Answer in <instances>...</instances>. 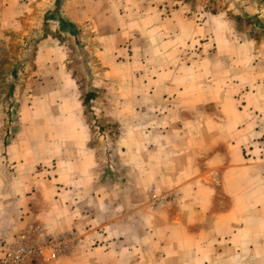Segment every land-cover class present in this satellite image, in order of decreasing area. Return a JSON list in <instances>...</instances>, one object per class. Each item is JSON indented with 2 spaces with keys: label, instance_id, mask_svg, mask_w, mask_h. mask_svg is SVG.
<instances>
[{
  "label": "rangeland",
  "instance_id": "obj_1",
  "mask_svg": "<svg viewBox=\"0 0 264 264\" xmlns=\"http://www.w3.org/2000/svg\"><path fill=\"white\" fill-rule=\"evenodd\" d=\"M237 112L264 171V0H0V224H47L58 169L85 167L60 164L75 150L104 192L100 208L80 198L86 220L158 224L173 204L152 210L150 192L175 190L141 187L142 159L187 126L202 145ZM81 246L58 264H110Z\"/></svg>",
  "mask_w": 264,
  "mask_h": 264
},
{
  "label": "crops",
  "instance_id": "obj_2",
  "mask_svg": "<svg viewBox=\"0 0 264 264\" xmlns=\"http://www.w3.org/2000/svg\"><path fill=\"white\" fill-rule=\"evenodd\" d=\"M243 123L244 116L235 113L225 125L220 124L223 132L219 136H212L210 130L202 145L197 144L195 132L189 126L181 140L173 135L155 142L157 151L147 153L140 162L139 183L144 188L175 190L179 194L173 211L158 219V224H147L143 216L132 224L129 215L122 224H98L94 207L86 220L87 215L78 204L80 198L90 188L87 196L93 198L96 207H103L104 192L100 189L96 159L88 154L74 157L75 150L72 157L60 164L67 169L77 164L85 167L77 175L64 173L62 167L58 169L54 192L61 197L60 206L49 210L44 226L52 232L77 230L79 234H88L77 254L102 263L228 264L230 252V259L236 264H260L264 261V249H257L264 245V171L260 167L263 162L259 158H245V147L249 146L240 136ZM69 139L70 147L80 149L77 139ZM128 197L131 201L132 195ZM1 223V244L10 241L17 229L28 225ZM95 240L100 241L98 247L93 246Z\"/></svg>",
  "mask_w": 264,
  "mask_h": 264
},
{
  "label": "built area",
  "instance_id": "obj_3",
  "mask_svg": "<svg viewBox=\"0 0 264 264\" xmlns=\"http://www.w3.org/2000/svg\"><path fill=\"white\" fill-rule=\"evenodd\" d=\"M179 198L176 191L150 192L152 210L174 204ZM82 244L77 232H51L43 224H30L22 228L1 248L0 264H58L74 254Z\"/></svg>",
  "mask_w": 264,
  "mask_h": 264
},
{
  "label": "trees",
  "instance_id": "obj_4",
  "mask_svg": "<svg viewBox=\"0 0 264 264\" xmlns=\"http://www.w3.org/2000/svg\"><path fill=\"white\" fill-rule=\"evenodd\" d=\"M90 97H91V95H89V97L87 98V100H89Z\"/></svg>",
  "mask_w": 264,
  "mask_h": 264
}]
</instances>
